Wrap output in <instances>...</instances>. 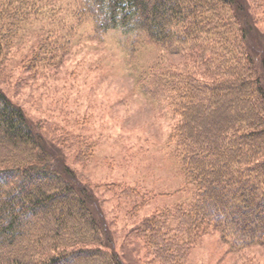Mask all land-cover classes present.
<instances>
[{
  "label": "rangeland",
  "instance_id": "obj_1",
  "mask_svg": "<svg viewBox=\"0 0 264 264\" xmlns=\"http://www.w3.org/2000/svg\"><path fill=\"white\" fill-rule=\"evenodd\" d=\"M26 1L0 0V89L34 133L46 134L52 165H65L92 191L105 249L124 264H264V240L237 243L212 223L188 237L170 233L176 241L169 261L140 229L160 215L176 223L175 208L194 200L171 141L181 121V80L223 82L242 71L259 77L264 90V0H210L203 23L173 49L130 45L121 29L96 34L91 16L77 14L81 0ZM167 75L152 92L151 80L158 86Z\"/></svg>",
  "mask_w": 264,
  "mask_h": 264
},
{
  "label": "trees",
  "instance_id": "obj_2",
  "mask_svg": "<svg viewBox=\"0 0 264 264\" xmlns=\"http://www.w3.org/2000/svg\"><path fill=\"white\" fill-rule=\"evenodd\" d=\"M209 1L81 0L77 14L91 16L96 34L121 29L132 37L130 45L173 49L203 23ZM238 27L241 35L247 33L246 25ZM1 47L0 41V52ZM253 48L261 55L259 47ZM251 52L246 50L245 59L255 70ZM161 77L158 86L151 80L152 92L169 78ZM181 81V121L171 141L180 148L194 200L175 208L176 223L167 224L160 215L140 225L166 261L174 255L176 236L187 231L188 237L194 229L200 234L202 224L223 227L237 243L264 240V90L259 77L238 71L229 81ZM31 126L23 109L0 89V264H124L102 245V226L91 211L92 191L78 186L65 165H52L41 139L46 134L34 133ZM173 232L178 235L171 237ZM181 249L183 255L188 252V247Z\"/></svg>",
  "mask_w": 264,
  "mask_h": 264
}]
</instances>
